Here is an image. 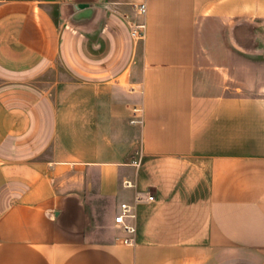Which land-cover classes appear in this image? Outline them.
Returning a JSON list of instances; mask_svg holds the SVG:
<instances>
[{
  "label": "crops",
  "instance_id": "obj_1",
  "mask_svg": "<svg viewBox=\"0 0 264 264\" xmlns=\"http://www.w3.org/2000/svg\"><path fill=\"white\" fill-rule=\"evenodd\" d=\"M0 264H264V0H0Z\"/></svg>",
  "mask_w": 264,
  "mask_h": 264
},
{
  "label": "built area",
  "instance_id": "obj_2",
  "mask_svg": "<svg viewBox=\"0 0 264 264\" xmlns=\"http://www.w3.org/2000/svg\"><path fill=\"white\" fill-rule=\"evenodd\" d=\"M139 11L142 15H145L147 12V3L142 2ZM133 35L143 38L145 33V23L139 22L135 24L133 31ZM132 116L130 118V123L132 125H140L142 123V117H143V108L140 105H134L131 110ZM129 185L130 183L127 182ZM141 199L140 196L136 197V200ZM148 200H153L154 195L149 194L147 195ZM136 217L135 213V206L133 204H130L128 202H121L119 211L114 216V223L119 225L124 231L128 233H135L136 226L134 224V219ZM126 242H131V239L125 238Z\"/></svg>",
  "mask_w": 264,
  "mask_h": 264
},
{
  "label": "rangeland",
  "instance_id": "obj_3",
  "mask_svg": "<svg viewBox=\"0 0 264 264\" xmlns=\"http://www.w3.org/2000/svg\"><path fill=\"white\" fill-rule=\"evenodd\" d=\"M57 76V74L54 75V78ZM63 88V91L62 92H59L58 93V96L59 98H62V97H68V90H64V87ZM54 90V89H53ZM55 93V92H54ZM68 99V98H67ZM65 102H61V104H64ZM67 103V102H66Z\"/></svg>",
  "mask_w": 264,
  "mask_h": 264
},
{
  "label": "water",
  "instance_id": "obj_4",
  "mask_svg": "<svg viewBox=\"0 0 264 264\" xmlns=\"http://www.w3.org/2000/svg\"><path fill=\"white\" fill-rule=\"evenodd\" d=\"M82 7L84 6V5H81Z\"/></svg>",
  "mask_w": 264,
  "mask_h": 264
}]
</instances>
